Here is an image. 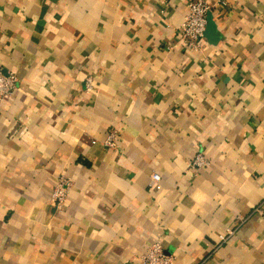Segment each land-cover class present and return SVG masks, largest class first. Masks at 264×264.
<instances>
[{
    "label": "crops",
    "instance_id": "0c3cea01",
    "mask_svg": "<svg viewBox=\"0 0 264 264\" xmlns=\"http://www.w3.org/2000/svg\"><path fill=\"white\" fill-rule=\"evenodd\" d=\"M187 1L0 0V264H264V0Z\"/></svg>",
    "mask_w": 264,
    "mask_h": 264
},
{
    "label": "built area",
    "instance_id": "2783aa9c",
    "mask_svg": "<svg viewBox=\"0 0 264 264\" xmlns=\"http://www.w3.org/2000/svg\"><path fill=\"white\" fill-rule=\"evenodd\" d=\"M224 6V2L220 3ZM212 4L207 0H188L186 12L182 23L180 24L176 38L180 44L193 51H199L203 48L205 40L204 33L207 23V15L210 13ZM17 79L15 75H4L0 70V98H9L16 89ZM90 80L86 82L87 89H90ZM116 133L112 131L103 144L107 147L114 148L116 146ZM210 166L208 158L202 153L194 154L187 171L198 172ZM152 181L158 182L159 176L152 175ZM70 181L63 176L57 180V183L51 193L50 201L55 207L61 206L66 198V193ZM224 240L223 237H220ZM141 264H171L170 258L164 255L160 245L154 244L149 247L144 255L141 256Z\"/></svg>",
    "mask_w": 264,
    "mask_h": 264
},
{
    "label": "water",
    "instance_id": "95a60500",
    "mask_svg": "<svg viewBox=\"0 0 264 264\" xmlns=\"http://www.w3.org/2000/svg\"><path fill=\"white\" fill-rule=\"evenodd\" d=\"M209 17H210V13L207 15V20L209 19ZM208 30L210 29V22H209V25H208V28H207Z\"/></svg>",
    "mask_w": 264,
    "mask_h": 264
}]
</instances>
